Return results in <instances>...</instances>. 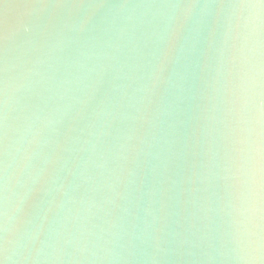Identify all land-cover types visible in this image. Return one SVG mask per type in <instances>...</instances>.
<instances>
[{
	"label": "water",
	"instance_id": "1",
	"mask_svg": "<svg viewBox=\"0 0 264 264\" xmlns=\"http://www.w3.org/2000/svg\"><path fill=\"white\" fill-rule=\"evenodd\" d=\"M0 264H264V3L0 0Z\"/></svg>",
	"mask_w": 264,
	"mask_h": 264
},
{
	"label": "clouds",
	"instance_id": "2",
	"mask_svg": "<svg viewBox=\"0 0 264 264\" xmlns=\"http://www.w3.org/2000/svg\"><path fill=\"white\" fill-rule=\"evenodd\" d=\"M249 199L246 193H242L241 195V211L243 212H247L248 210V205H249Z\"/></svg>",
	"mask_w": 264,
	"mask_h": 264
},
{
	"label": "snow or ice",
	"instance_id": "3",
	"mask_svg": "<svg viewBox=\"0 0 264 264\" xmlns=\"http://www.w3.org/2000/svg\"><path fill=\"white\" fill-rule=\"evenodd\" d=\"M262 3H264V0H261Z\"/></svg>",
	"mask_w": 264,
	"mask_h": 264
}]
</instances>
